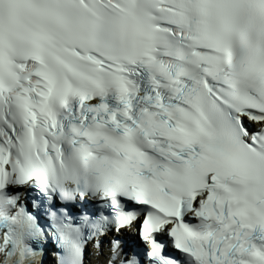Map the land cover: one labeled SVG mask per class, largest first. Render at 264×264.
Listing matches in <instances>:
<instances>
[{"label":"snow or ice","instance_id":"6c2138e0","mask_svg":"<svg viewBox=\"0 0 264 264\" xmlns=\"http://www.w3.org/2000/svg\"><path fill=\"white\" fill-rule=\"evenodd\" d=\"M264 264V0H0V264Z\"/></svg>","mask_w":264,"mask_h":264}]
</instances>
